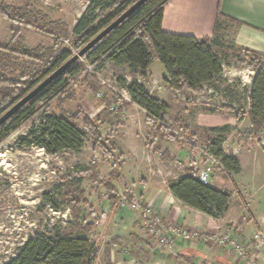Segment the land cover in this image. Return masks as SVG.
Returning <instances> with one entry per match:
<instances>
[{
	"label": "trees",
	"instance_id": "obj_1",
	"mask_svg": "<svg viewBox=\"0 0 264 264\" xmlns=\"http://www.w3.org/2000/svg\"><path fill=\"white\" fill-rule=\"evenodd\" d=\"M6 1L0 0V15L6 21L35 28L40 34H49L54 41V47L36 50H28L23 46L14 48V43L23 42L19 35H15L11 43L0 45V108L3 105L16 104L74 56L71 49H62L61 39L70 40L74 48L80 51L138 0H126L123 3L120 0H92L89 11L78 21L72 34L61 24L53 25L54 30L49 32L45 28L49 26L46 16L35 10L28 0L24 1L21 8L7 5ZM170 1L148 0L84 58L91 64H98L99 68L106 62L119 67L128 66L131 81L122 78L118 83L126 88L133 103L147 112L154 140L177 143L181 139L175 136L170 127L171 106L154 96L139 80L146 78L150 66L159 62L166 73L164 83L168 88L177 92L186 90L192 94H203L204 86L221 80L229 57L226 53L218 51L219 43L216 40H200L163 32L164 9ZM97 12L98 14L94 15ZM106 13L104 19L98 20ZM224 19L220 14L215 34L222 30ZM244 52L250 55L251 59L240 64L249 66L255 72L251 87L244 89L248 109L243 111L233 105L223 108L235 116L238 122L243 121L245 116L248 117L252 129L260 131L264 128V57L256 51ZM21 58L30 64L20 65L17 61ZM12 59L16 65L11 63ZM83 73L85 84L95 95H99L101 83L95 73L88 71L83 62H77L0 128V144L44 110L40 123L28 136L20 138V148L38 147L50 155H57L64 151H80L86 142L91 140L95 151L101 152L106 159H117V146L102 137L100 123L82 113L75 117L64 112L56 115L50 111L54 100L63 102L67 99L66 92L71 81ZM215 88L219 90L218 86ZM225 92L226 96H232L234 89L229 87ZM235 97V102L242 103V99ZM208 113L219 112L217 109H211ZM231 129L230 126L209 129L214 137L209 140L207 147L220 159L226 174L237 175L241 172L240 159L223 148ZM162 158L164 162L170 160L167 150ZM89 172L92 173L88 170L84 174ZM121 177V168L114 164L110 181L101 183L113 209L121 203V196L114 185V181H120ZM168 186L177 199L213 219L221 220L228 212L231 192L201 182L197 173L186 172L179 179L169 181ZM78 197L73 203L79 204L76 208L81 211V205L89 206V202L85 200L82 203V194H78ZM132 197L130 192H126L128 200ZM45 198L47 202H52L50 195ZM76 226L81 235L72 236L57 232L52 237H31L20 247L18 255L6 264H96L99 248L89 237L96 231L97 226Z\"/></svg>",
	"mask_w": 264,
	"mask_h": 264
},
{
	"label": "rangeland",
	"instance_id": "obj_2",
	"mask_svg": "<svg viewBox=\"0 0 264 264\" xmlns=\"http://www.w3.org/2000/svg\"><path fill=\"white\" fill-rule=\"evenodd\" d=\"M24 1L7 0L6 4L21 8ZM28 1L35 10L46 16L49 26L45 28L49 32L54 30L53 25L61 24L72 34L78 21L89 11L92 0ZM124 1L126 0H120L121 3ZM97 14L98 12L94 15ZM106 15L107 13L102 14L98 20L104 19ZM235 29L233 23H226L223 30L211 38L219 43L218 51L226 53L229 57L221 82L223 81L224 85L222 89L229 87L234 89V96L225 95L223 100L213 98L211 101L202 99L197 101L194 97L185 94L186 96H182L180 100L170 101V127L175 136L181 139L177 143L154 140L147 112L145 110L143 112L131 103L129 96L123 97L126 93L119 87L118 80L130 77L129 68L116 66L111 62H106L102 68H99L98 64H91L85 58L79 60L86 64L87 70L94 72L100 81V94L95 95L89 89L85 84V73H83L71 81L66 92L67 99L63 102L59 99L54 100L50 111L56 115L64 112L75 117L82 113L100 123L102 137L117 146V159H106L101 152L95 151L91 140H88L80 151H64L57 155H50L38 147L20 148V138L28 136L40 123L44 110L13 132L0 144V264H6L16 257L20 247L35 235L52 237L59 232L78 236L81 233L76 225L99 226L98 210L108 208L109 202L101 183L110 181L114 164L121 168V180L114 181L121 201L131 202L136 198L146 207L151 208L157 218H161L152 205L141 199L138 195L139 191H143L146 184L152 180L161 182L176 180V177L183 174V165H194L197 171L204 167L206 161L204 149L214 135L209 132L211 128L197 126L198 113L210 114L208 110L217 109L219 113L211 115H225L227 122L235 125L230 126L231 133L224 142L228 152H231L229 154L241 151L232 149L236 145L243 144L242 147L249 148L250 141L260 147L259 151L264 152V128L254 131L248 117L245 116L243 121L238 122L235 116L223 108L233 105L236 109L247 111V96L244 89L251 87L255 76L252 68L240 64L249 62L251 56L244 52L247 49L238 48L234 44ZM15 35L21 36L23 42L14 43V48L23 46L28 50H36L54 47V41L49 34H40L35 28L10 23L0 15V45L11 43ZM60 42L62 49H71L73 55L79 53L70 40L61 39ZM17 62L23 66L30 64V62L25 63L23 58L18 59ZM11 63L16 65L14 59ZM156 65L162 66L159 62H156ZM129 79L131 81V77ZM145 83L152 94L161 95L158 83H154L152 79ZM203 94L197 95L204 97ZM234 97L242 99V103L235 102ZM12 106L3 105L0 108V116ZM119 112H121L120 116ZM238 126L241 127L239 133L233 134L234 127ZM166 150L170 154V160L164 162L165 156L163 158L162 156ZM261 155L258 162L264 172V155ZM88 170L92 173L84 174ZM213 176L217 177L220 186L234 188L236 191L237 187L232 178L234 174H226L221 161ZM261 191H264V187ZM126 192H130L133 196L131 200L126 198ZM134 193L136 194L133 195ZM78 194H82V203L85 200L89 202V206L81 205V211L76 208L79 204L73 203L79 199ZM46 195H50L52 202L46 201ZM119 208L121 203L113 210ZM135 215L145 225L147 237H151L147 230L150 221L142 219L138 214ZM153 240L159 244L156 239Z\"/></svg>",
	"mask_w": 264,
	"mask_h": 264
},
{
	"label": "crops",
	"instance_id": "obj_3",
	"mask_svg": "<svg viewBox=\"0 0 264 264\" xmlns=\"http://www.w3.org/2000/svg\"><path fill=\"white\" fill-rule=\"evenodd\" d=\"M220 14L226 19L222 21L223 28L226 23H233L236 26L234 44L238 48L256 51L264 57V0H171L164 9L162 31L200 40L211 39L216 35L215 27ZM165 77L164 68L154 63L149 68L148 76L139 81L146 84L145 81L152 79L154 83H158L161 95H153L169 105L170 101L180 100L186 95L194 97L197 101L201 99L211 101L213 98L223 100L226 95L221 80L213 85L204 86L205 92L202 97L187 91L169 90L164 83ZM129 78L125 77L128 82ZM216 86L219 90L215 88ZM119 87L126 93L123 95L124 98L130 97L126 88L121 85ZM130 102L133 103L131 97ZM135 106L145 112L139 106ZM206 113L196 114L198 127L235 126L227 122L225 115ZM240 128L234 127L233 134H238ZM242 145L232 148L241 150L239 153L232 152L241 162L240 174L232 177L237 187L236 191L234 188L220 186L215 176L209 184L216 189L231 192V203L223 219H213L177 199L169 189L168 180L163 182L152 180L137 194L154 207L155 212L161 217L164 228L169 229L172 247H160L151 237H147L145 225L138 216L126 207L113 210L108 202V208L98 210L100 225L89 237L99 248L96 264H249V260L239 257L232 245L219 246L213 235L228 236L235 242L246 245L258 259H263L264 251L256 250L251 240L257 231H264V191H261L264 187V172L258 162V158L262 156L261 154L264 155V152L259 151L260 147L251 141L249 148ZM223 148L228 152L225 143ZM193 166L183 165V174L175 179L184 176L186 172L197 173ZM119 222L121 225H114L120 224ZM171 228H175L177 232L170 230ZM195 232L206 235L208 240L193 237Z\"/></svg>",
	"mask_w": 264,
	"mask_h": 264
},
{
	"label": "built area",
	"instance_id": "obj_4",
	"mask_svg": "<svg viewBox=\"0 0 264 264\" xmlns=\"http://www.w3.org/2000/svg\"><path fill=\"white\" fill-rule=\"evenodd\" d=\"M206 154V161L205 165L202 169L197 172V178L205 183L209 184L216 167L219 164L220 159L209 151L208 147L206 146L205 149ZM121 207H128L134 214H138L142 219H147L150 221V225L148 226V234L152 237V239H156L161 247L171 248L172 247V238L169 236L168 231L164 228L162 224V220L157 218L154 211L146 207L138 199H133L131 202L121 201ZM174 232H177L175 228H171ZM193 237H203L204 240H208L207 236L201 234L199 232H195L192 235ZM216 238V241L219 246H228L232 245L236 250L239 257L249 260V264H264V257L263 259H258L254 253H251L249 249H247L246 245L239 244L235 242L233 239L229 238L228 236L224 235H213ZM254 243V248L256 250L262 249L264 251V231H257L251 240ZM197 264V263H192Z\"/></svg>",
	"mask_w": 264,
	"mask_h": 264
},
{
	"label": "water",
	"instance_id": "obj_5",
	"mask_svg": "<svg viewBox=\"0 0 264 264\" xmlns=\"http://www.w3.org/2000/svg\"><path fill=\"white\" fill-rule=\"evenodd\" d=\"M148 0H138L118 19L112 22L108 27L102 30L93 40H91L79 53L74 55L71 59L61 65L40 84H38L29 94L14 104L9 110L0 116V128L8 123L16 114H18L24 107L33 101L38 95L46 90L59 77L65 74L74 64L84 58L91 50H93L99 43L106 39L117 27L130 18L137 10H139Z\"/></svg>",
	"mask_w": 264,
	"mask_h": 264
}]
</instances>
